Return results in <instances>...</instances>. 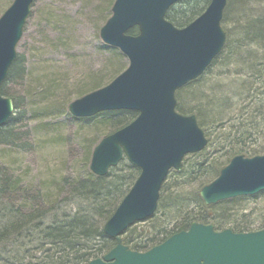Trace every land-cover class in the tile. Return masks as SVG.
Wrapping results in <instances>:
<instances>
[{
	"label": "water",
	"instance_id": "95a60500",
	"mask_svg": "<svg viewBox=\"0 0 264 264\" xmlns=\"http://www.w3.org/2000/svg\"><path fill=\"white\" fill-rule=\"evenodd\" d=\"M178 1L115 0L100 35L126 54L129 66L109 84L69 105L75 117L138 111L132 122L103 137L92 153L90 169L96 175H106L124 157L140 168V174L104 224V233L116 238V245L88 264H264V228L216 231L212 224L193 222L146 251L130 249L121 239L129 226L154 214L170 169L180 170L185 155L208 143L196 115L176 110L175 92L205 72L224 47L221 22L228 0H210L205 11L183 27L166 18ZM33 2L13 0L0 16V125L13 113V101L2 95L1 87L17 57ZM135 26L138 33H129ZM262 190L264 154H239L201 188L200 195L213 204Z\"/></svg>",
	"mask_w": 264,
	"mask_h": 264
},
{
	"label": "trees",
	"instance_id": "16d2710c",
	"mask_svg": "<svg viewBox=\"0 0 264 264\" xmlns=\"http://www.w3.org/2000/svg\"><path fill=\"white\" fill-rule=\"evenodd\" d=\"M202 2L180 0V5L176 3L168 10L166 18L179 27L185 26L202 13ZM252 4L262 7L264 0H234V3L231 0L230 12L240 18L236 25L242 39L231 41L227 37L223 50L206 72L186 85L196 89L192 94L195 105L185 108L177 103L179 112L195 113L199 124L207 128L208 146L202 152L187 155L182 170L169 172L161 189L158 208L146 220L150 223L159 219L165 222L155 224L151 231L144 228L139 230L137 225H133L123 233V242L132 249L146 251L172 233L187 229L192 222L212 223L217 230L230 227L236 232L264 228V211L255 215L246 213L241 206L251 198L263 196L264 191L210 205L203 201L199 193L208 175L213 172L218 175L220 168L233 156L264 153V13L257 14L253 6L248 10ZM129 32L137 33L138 29L132 28ZM216 66L225 67L221 74L226 71L224 80H230L229 84H223L220 73L217 75L219 77L213 79L215 70L212 69ZM20 69L21 59L17 56L6 80L15 76ZM4 83L1 91L8 96L3 88ZM15 108H18L17 104ZM128 112V119L111 120V130H117L136 117L137 113L116 110L100 115ZM18 117L12 115L5 124L0 125V143H6L11 125ZM215 142H218L216 146ZM209 147L216 149V158L209 154ZM127 165L130 171L126 174L118 173L116 166L105 176L95 175L93 181L67 179L63 195L52 193L40 196V192H37L32 198L34 205L31 209L23 213L8 212L11 218L5 229L8 232L4 234V240L0 239V254L7 247L10 248L9 253L5 254L8 260L6 264H22L27 260L26 255L36 258L37 262L33 264H37L40 251L45 253L40 264H87L92 259L103 257L116 244V239L104 233L103 226L126 194L123 189L128 180H132L133 184L140 172L139 168ZM193 180H196L197 190L190 197H182L181 194ZM159 209L162 215L158 213Z\"/></svg>",
	"mask_w": 264,
	"mask_h": 264
},
{
	"label": "rangeland",
	"instance_id": "374dc122",
	"mask_svg": "<svg viewBox=\"0 0 264 264\" xmlns=\"http://www.w3.org/2000/svg\"><path fill=\"white\" fill-rule=\"evenodd\" d=\"M12 1L0 0V16ZM114 1L34 0L23 36L17 45L21 69L3 86L8 97L17 104L14 115L19 117L11 125L6 143H0V194L6 192L8 195L7 201L0 202V239L4 240V234L8 232L5 230L11 220L8 212H11L9 209L13 205H21L17 212L23 213L33 207L32 198L37 192H40V196L52 193L59 196L65 191L67 179L93 181L95 174L90 169V162L94 147L104 136L115 131L110 127L112 121L130 116L128 112L77 118L69 111V104L73 100L105 86L129 64L127 56L119 48L106 44L100 35L101 27L112 15ZM209 1L203 0L201 3L202 12ZM228 6L222 26L231 41L242 39L236 25L240 18L230 12L231 0H228ZM252 6L257 14L264 13V5L252 4L248 10ZM224 69L223 66L212 69L215 70L213 79L219 77L217 75ZM193 92H196L195 88L186 86L178 90L177 102L191 108L196 103ZM212 137L216 141L213 134ZM207 150L211 157H217L216 149L209 147ZM127 164H130L127 158L122 160L118 173L130 171ZM215 175L217 172L210 173L206 181H211ZM131 185L132 180H128L123 192L127 193ZM195 190L197 184L193 180L181 196L190 197ZM241 206L246 213L261 214L264 211V195L251 198ZM158 213L162 215V210L159 209ZM154 221L150 223L145 220L134 226L137 225L139 230L144 228L151 231L155 224L165 222L160 219ZM38 255L40 259L37 264H40L45 253L40 251ZM26 258L22 264L37 262L36 258L27 255Z\"/></svg>",
	"mask_w": 264,
	"mask_h": 264
},
{
	"label": "bare ground",
	"instance_id": "6f19581e",
	"mask_svg": "<svg viewBox=\"0 0 264 264\" xmlns=\"http://www.w3.org/2000/svg\"><path fill=\"white\" fill-rule=\"evenodd\" d=\"M227 5H228V3H227ZM227 5H226V7H227ZM225 11H226V9H225ZM226 44V43H225ZM225 46V45H224ZM211 65V64H210ZM206 72V71H205ZM205 72H203L200 76H202ZM226 71L224 72V74L223 75H221V79L222 80H224V79H226ZM199 76V77H200ZM230 83V80H227V81H225V82H223V84H229ZM188 84V83H187ZM187 84H185L184 86H186ZM184 86H182L181 88H183ZM13 187V186H12ZM11 192L13 191V188H12V190H10ZM7 199H8V195H7V193L5 192V193H1L0 194V202H4V201H7ZM21 208V205H17V204H15V205H13L12 207H10V211L11 212H17L19 209ZM5 214V216L6 217H8V214L7 213H4ZM0 244H1V242H0ZM9 247H7V249L5 250V251H3L2 252V254H0V263H4L5 262V264L8 262V260H7V255H5V254H8L9 253ZM30 252L31 253H36V251H31L30 250ZM9 262H11V261H9Z\"/></svg>",
	"mask_w": 264,
	"mask_h": 264
}]
</instances>
